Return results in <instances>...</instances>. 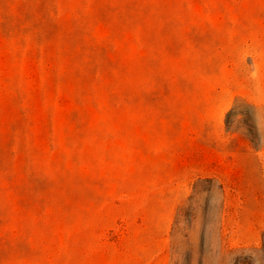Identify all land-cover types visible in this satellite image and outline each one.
<instances>
[{
    "label": "rangeland",
    "instance_id": "374dc122",
    "mask_svg": "<svg viewBox=\"0 0 264 264\" xmlns=\"http://www.w3.org/2000/svg\"><path fill=\"white\" fill-rule=\"evenodd\" d=\"M0 264H264V0H0Z\"/></svg>",
    "mask_w": 264,
    "mask_h": 264
}]
</instances>
